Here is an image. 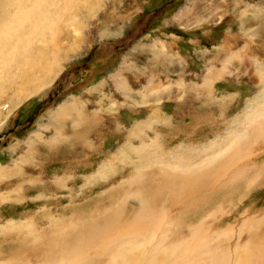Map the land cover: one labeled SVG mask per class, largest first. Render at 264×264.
<instances>
[{
	"label": "rangeland",
	"instance_id": "rangeland-1",
	"mask_svg": "<svg viewBox=\"0 0 264 264\" xmlns=\"http://www.w3.org/2000/svg\"><path fill=\"white\" fill-rule=\"evenodd\" d=\"M57 1L58 5L52 7V12L60 15L55 25L56 40L48 37L42 52L46 55L44 63L56 56L60 57L58 62L34 72L28 71V65L0 69V167L7 171L0 180V248L22 244V238L30 236L29 231L34 233L32 227L51 229L81 219L90 223L101 214L122 207H129L131 212V206L138 207L139 203L134 198L125 199L126 194L136 188L146 194L145 186L153 188L159 182L155 171L152 183L143 181L138 186L127 183L148 167L143 164L133 174L136 160L146 153L143 144L147 151L153 152L148 148V140H156L158 148L165 152L179 150L193 161L213 155L222 145L231 144L230 137L233 139L244 129L240 123L244 113L253 109L258 102L254 103L255 96L264 87L261 79L264 77V0ZM37 46L32 51L36 63L41 58L37 60ZM204 89L214 90V98L222 100L220 107L216 106L217 101L210 104ZM196 90L200 97L194 101ZM211 106L220 122L214 131H209L205 119ZM188 108L193 110L188 112ZM195 111L200 116L197 118L200 134L187 130ZM93 115L100 124L116 123L107 126L108 130L98 140L86 134L78 139L80 134L76 133V137L74 133L81 127L77 128V124ZM162 115L170 120L161 121ZM139 123L143 124L141 129L135 128ZM114 130L121 132L118 139H112ZM86 141L94 142V147L100 146L101 152L112 156L89 163L90 148L84 147ZM129 143L141 148L138 152L121 151ZM254 144L251 160L241 164L246 169L248 184H241L243 187L233 192L207 191L208 198L199 208L191 207L190 215L180 212L179 204L166 203L170 215L175 218L179 213V217L188 219L189 225L207 219L205 226H211L213 231L230 230V245L237 240L246 241L256 231L264 233V161L256 159L254 153L255 148H264V135L257 137ZM91 154L96 156L94 152ZM227 157H221L220 161ZM83 164H88L86 169ZM21 170L28 172L29 177L23 179ZM40 170L42 175L38 173ZM19 182L23 187L17 185ZM20 187L23 192L17 196L15 189ZM71 188L76 192L75 199L70 197ZM249 198V204L245 203ZM162 199H166L164 194ZM234 202L238 206L232 205ZM240 202L246 207L233 216L234 210L242 205ZM75 205L72 210L71 206ZM247 205L250 213L246 211ZM247 213L260 221L255 230L242 228ZM182 232L187 235L190 230L184 228ZM13 253L1 252L0 260L11 258L7 256ZM33 255V258L38 256Z\"/></svg>",
	"mask_w": 264,
	"mask_h": 264
},
{
	"label": "bare ground",
	"instance_id": "bare-ground-1",
	"mask_svg": "<svg viewBox=\"0 0 264 264\" xmlns=\"http://www.w3.org/2000/svg\"><path fill=\"white\" fill-rule=\"evenodd\" d=\"M57 5L58 1L56 2V0H0V69L3 68L2 71H4V69H9L10 66L28 65V71L34 72V70H36L37 68L43 69L44 65L46 67L51 62H58L60 57L56 56L54 57V59L49 57V60L44 63L43 56L46 55L45 52H42L44 49L42 45H44V43H47L46 39L48 37L52 38L51 40L54 42L56 40V38H54V33L56 32L55 25L59 21L60 15L57 12H52V7H55ZM10 7L12 9H10ZM37 42L38 46L35 45V43ZM36 46L38 52L37 60L41 57L37 61V63L35 56L32 55V51L34 49L36 50ZM56 48L57 47H54L53 50L57 51ZM225 48L226 50L227 48L229 49V44L225 45ZM165 57L167 58L168 56ZM162 60L166 61L164 58ZM29 62L35 63V66L31 65ZM261 79H263L262 81H264V77H261ZM206 82L208 83V80ZM182 91L184 92L185 89H183ZM204 91H206L207 94L204 96L210 99V104L212 101H214V104L217 101L218 103L216 106L220 107V103L222 100L220 98H214V90L211 89L210 91H208L204 89ZM198 92L199 91L196 92L194 101H196V99L200 97V93ZM202 94L205 93L202 92ZM255 101L258 102L253 107V109L250 108L247 113H244V119H241L242 121L240 123L243 125L244 129L238 135H234L233 139L232 137H230L232 143L227 144V146L222 145L217 153H214L210 156L201 157L202 159L199 161H193V158L190 159L188 156H185V153L179 150L177 151L174 149H170L165 152L164 149L163 151L162 149L158 148V146L156 145V140H148L146 138L148 142L150 141L148 148H151L153 152L147 151V148L143 144V148L146 150V153H142L141 157H139L138 160L134 158V160H136V164H134L135 167L133 168V174L135 172H138L139 168L143 164L148 167L141 169L138 172V175H135L134 178L130 176V178L132 179L128 180L127 183L131 184L132 186H138V184L143 181L152 183V175L155 171L158 172L159 182L157 186H154L153 188L145 186L146 194L141 193L138 188H136L134 192L126 194L127 198L125 197V199L134 198L139 203L138 207L131 206V212H129L128 210L129 207H122L120 210L115 212H105L101 214L99 218L92 220L90 223H88L86 219H81L80 222L70 221L71 223L66 226L61 223L62 227H55L53 224H51L54 226V228L51 229L36 230L34 227H32L34 233L29 231L30 236L22 238V244L24 243L23 245L21 244V242H19L20 245H16L13 243L9 244L7 247H4L3 245L4 248H0V253L14 252L12 255L7 254V257L11 258L6 257L7 260H0V264H264V233H257L258 231H256L253 235H250V238L248 237L249 239L247 238L246 241L241 240L242 242H240V240H237L234 245H230L228 242L231 239L230 230H224L220 232V230L217 229L213 231L211 226V228L205 226L207 225L205 223V220L207 221V219H200L198 223L189 225L187 223L188 219L186 220L185 218H183V216L179 217V213H177L174 218L173 215H170L169 210L165 207L166 203L174 205L179 204L182 210L180 212H185L190 215V211H192L191 207L199 208L198 206H202L205 198H208L205 195L207 191H212L213 193L218 191L233 192L234 190H239L241 187H243V185L248 184L245 182V179L247 178V176L245 175L246 169L241 168V164H246L249 160H251L250 150H252L251 148L255 146L254 142L256 138L264 135V87L263 90L257 93V95L255 96L254 103ZM62 107L65 108L64 106ZM63 108L59 110H62ZM187 110L188 112H190L193 109L188 108ZM210 111H212V113H209ZM210 111L205 114V119L208 122L209 131H214L215 129L217 130L219 128L220 122L214 116L213 106H211ZM66 115H68V113ZM194 115H196L194 116L195 118H193L191 121H189V124H187V130L195 134H200L201 126H197V123L199 122L197 118L200 116L196 114V111ZM162 116H160L161 121L167 122V118L169 117H167L166 115H164L163 117ZM220 116L225 117L224 115ZM96 117H99V115L97 114ZM160 119L155 120L160 122ZM155 120H152V123H154ZM59 123L61 124L60 121ZM113 123L116 122L111 121L107 124V126L110 127L113 125ZM139 125L140 123L137 124L135 128L141 129V126H143V124H141L140 126ZM187 125L185 124V126ZM78 126L79 128L81 127V129L77 130V132L73 131V133L75 132V135L76 133L80 134V136L78 135V137L76 135L78 139L79 137L81 138V134H83V136L86 134L88 136H95L94 138L98 140L97 137L101 135L103 136L104 133H106V131L108 130L105 122L100 124V120L95 118L94 115L91 116L88 121L85 119L83 121L80 120V123L77 124V128ZM115 128H117V126ZM172 129L171 131L169 130V132H172ZM136 131L138 132L139 129H136ZM120 133V131L117 132L114 130L112 132V139H118V135L120 136ZM182 137L184 136L182 135ZM162 140L161 142H163ZM174 140L176 141V139ZM164 142L166 143V141ZM84 144L85 148H90L89 153L87 154V157H91L89 163L93 162L94 160L100 161L101 158H109L112 156L111 154L109 155V153L101 152V150L99 149L100 146L94 147V142L92 141H90V143L86 141ZM216 144L217 143H215V145ZM146 145L148 146V144ZM217 146L218 145H216V147ZM139 148H141V146L135 147L131 143H129L128 146H124L123 150L121 151L130 153L133 149L138 152ZM260 148H255L254 153L256 152V159L261 158L260 160L263 159L264 161V148H261L262 150ZM91 152H94L97 157L93 156ZM221 157H227V159L224 161H220ZM151 159L153 160V164L149 166V164L151 163ZM134 160L132 161V163L135 162ZM88 164H83V168L86 169ZM102 168H104V164ZM105 169L107 168L105 167ZM20 172H23V170H21ZM38 173L42 175V171L41 173ZM101 173L104 174V172H100V174ZM5 174L7 175V171L3 170V168L0 167V180L1 177L5 176ZM22 176L24 179L28 176V172L24 171L22 173ZM17 185L23 187L22 183L20 182ZM21 187L18 188V190H16L17 188L15 189V191L17 192V196H19L23 192V188ZM57 187L60 188L58 184ZM57 187L56 190H54L55 192L58 190ZM113 187L112 189L115 188ZM115 189L113 191H115ZM70 194L71 198H76V192L73 191L72 188L70 189ZM163 194L166 199H162ZM207 194L209 195L210 193ZM102 196L104 195L102 194ZM220 199L221 198H219L218 200ZM224 200L225 199L223 198V201ZM250 201L251 198H249L245 203L249 204ZM206 202L209 201L206 200ZM206 202L204 203V205L206 204ZM234 203H232V205H237L236 203ZM126 205L127 204L125 203L124 206ZM247 206L248 208L246 211L249 212L250 205ZM74 207H76V205L71 206V209L74 210ZM203 207H206V205ZM245 207V204L237 207L234 210L235 212L233 213V216L240 213L241 210ZM67 208L70 209V207ZM243 213L245 214V211ZM247 214L245 215L246 217L242 219L244 220V225H242V228L248 227L249 229L255 230L257 228L256 225L260 221H257L256 218H253L252 216H249V214ZM184 228L190 230L187 235H182V231H184ZM19 246L21 247L18 248ZM33 254L38 255L37 258H33ZM102 260L104 261L101 262Z\"/></svg>",
	"mask_w": 264,
	"mask_h": 264
}]
</instances>
